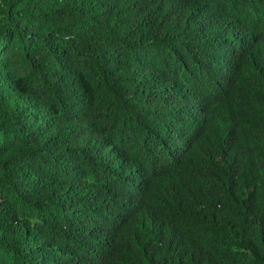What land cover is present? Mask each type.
<instances>
[{
    "label": "trees",
    "instance_id": "obj_1",
    "mask_svg": "<svg viewBox=\"0 0 264 264\" xmlns=\"http://www.w3.org/2000/svg\"><path fill=\"white\" fill-rule=\"evenodd\" d=\"M0 264H264V0H0Z\"/></svg>",
    "mask_w": 264,
    "mask_h": 264
}]
</instances>
